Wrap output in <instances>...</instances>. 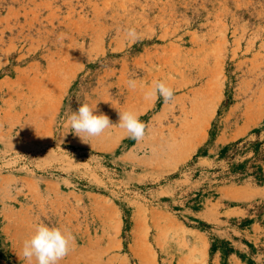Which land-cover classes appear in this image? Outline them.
Instances as JSON below:
<instances>
[{
  "label": "rangeland",
  "instance_id": "374dc122",
  "mask_svg": "<svg viewBox=\"0 0 264 264\" xmlns=\"http://www.w3.org/2000/svg\"><path fill=\"white\" fill-rule=\"evenodd\" d=\"M83 103L114 125L89 143ZM37 222L75 237L59 264H264V0H0V264Z\"/></svg>",
  "mask_w": 264,
  "mask_h": 264
},
{
  "label": "clouds",
  "instance_id": "9594fccd",
  "mask_svg": "<svg viewBox=\"0 0 264 264\" xmlns=\"http://www.w3.org/2000/svg\"><path fill=\"white\" fill-rule=\"evenodd\" d=\"M124 31L131 42L134 43L139 39L135 28L129 27ZM126 84L132 90L138 87L135 79H128ZM140 87L145 86L140 85ZM143 96L146 101L155 102L162 98L167 103L173 99L174 90L164 81L154 80L143 92ZM97 111V105L83 103L68 117L71 131L84 143H89L88 138L98 137L114 126L106 114H97ZM118 112V126L126 130L128 138L137 142L141 141L146 133V124L132 111L118 110ZM70 244H75V237L70 232L62 231L60 227L37 222L33 225L31 235L23 243L22 255L26 264H59L69 254Z\"/></svg>",
  "mask_w": 264,
  "mask_h": 264
},
{
  "label": "bare ground",
  "instance_id": "6f19581e",
  "mask_svg": "<svg viewBox=\"0 0 264 264\" xmlns=\"http://www.w3.org/2000/svg\"><path fill=\"white\" fill-rule=\"evenodd\" d=\"M206 95V94H205ZM200 97V96H199ZM202 98V97H201ZM191 102H192V110L191 111H193L194 113H195V111H197V109L195 108V105H196V98H192V100H191ZM201 105H203V104H201ZM206 107L208 108V107H210V105H206ZM202 108V107H201ZM199 109V108H198ZM203 109H204V107H203ZM189 110V109H188ZM206 111H201V112H199V113H197V114H195V117H196V120H195V128H193V134H192V136H193V139H197L200 135H198V132H199V129L201 130V128L202 127H204V125H205V120H206ZM206 115V116H205ZM194 120V119H193ZM192 126H193V124H192ZM195 129V130H194ZM203 130V129H202ZM201 130V131H202ZM192 141V140H191ZM187 144V143H186ZM185 153V152H184ZM180 155H183V154H180ZM186 155V154H185ZM181 158V157H180ZM183 158V157H182Z\"/></svg>",
  "mask_w": 264,
  "mask_h": 264
},
{
  "label": "crops",
  "instance_id": "0c3cea01",
  "mask_svg": "<svg viewBox=\"0 0 264 264\" xmlns=\"http://www.w3.org/2000/svg\"><path fill=\"white\" fill-rule=\"evenodd\" d=\"M207 119H208V116L206 117L205 124L208 122V120H207Z\"/></svg>",
  "mask_w": 264,
  "mask_h": 264
},
{
  "label": "trees",
  "instance_id": "16d2710c",
  "mask_svg": "<svg viewBox=\"0 0 264 264\" xmlns=\"http://www.w3.org/2000/svg\"><path fill=\"white\" fill-rule=\"evenodd\" d=\"M255 153H257V154H258V150H257V149H256Z\"/></svg>",
  "mask_w": 264,
  "mask_h": 264
}]
</instances>
